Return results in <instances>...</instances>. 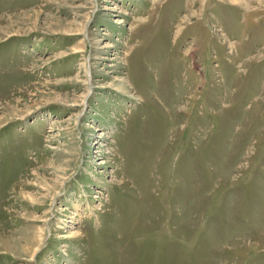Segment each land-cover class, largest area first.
I'll return each instance as SVG.
<instances>
[{
  "label": "rangeland",
  "instance_id": "1",
  "mask_svg": "<svg viewBox=\"0 0 264 264\" xmlns=\"http://www.w3.org/2000/svg\"><path fill=\"white\" fill-rule=\"evenodd\" d=\"M0 264H264V0H0Z\"/></svg>",
  "mask_w": 264,
  "mask_h": 264
},
{
  "label": "bare ground",
  "instance_id": "2",
  "mask_svg": "<svg viewBox=\"0 0 264 264\" xmlns=\"http://www.w3.org/2000/svg\"><path fill=\"white\" fill-rule=\"evenodd\" d=\"M42 231V230H41ZM28 232V231H27ZM29 233V232H28ZM42 233V232H41ZM40 237V236H39Z\"/></svg>",
  "mask_w": 264,
  "mask_h": 264
}]
</instances>
